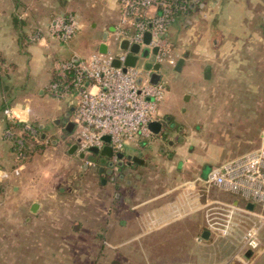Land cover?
<instances>
[{
  "label": "rangeland",
  "instance_id": "1",
  "mask_svg": "<svg viewBox=\"0 0 264 264\" xmlns=\"http://www.w3.org/2000/svg\"><path fill=\"white\" fill-rule=\"evenodd\" d=\"M51 27L52 24L49 29ZM253 38L254 41L245 43L246 49H243L241 55L230 54L233 65L226 72L227 80L218 81V76L215 75L213 82L205 85L200 83L194 98L188 104L184 94L172 107L176 118L186 120L183 123L189 126L188 131L185 129L188 133L185 132L184 135L187 136L186 144L193 142L190 153L203 157V164L190 160L184 167L185 171H182L177 167L169 170L163 161L157 162L151 169L142 167L139 179L135 175L128 176L132 181L131 187L121 185V189H115L109 181L107 186L102 187V175L98 171V162L101 161L96 160L95 164L88 167L76 155V162L70 161L73 156L69 157L68 151L71 149L73 136L66 130L64 116L68 109L64 108L63 113L55 116L57 101H62L63 98L53 95L49 89L43 91L42 95L35 93L32 97L29 93L26 94L27 91H16L8 106L12 112L5 113L9 120L23 125L20 128L5 126L0 137V169L7 172V175L0 173V231L7 234L14 232L18 236L17 255L8 257L6 261L11 264H172L183 260L184 263V256L180 259L178 255L185 251L182 248L187 241L185 227H167L170 231L167 230L162 237L155 235V230L140 240L124 241L127 235L141 231L143 227L129 225L124 228L120 222L112 225L106 218H109L108 215L111 218L115 215L116 218L125 214L130 217V213H125L127 206H136L148 196L153 198L161 193L163 195L157 199L156 204L167 205L165 215L176 217L181 213L175 201L178 192L187 186L190 190L200 186L187 177L192 169L209 164L212 170L223 161L260 146L264 129V30L253 35ZM67 59L69 58L63 60ZM57 65L52 73L58 68ZM181 73L190 78L195 76L190 66ZM181 73L173 69L165 86L166 92L167 88L172 94L181 91L175 78ZM4 95L0 98L2 107L10 94L4 92ZM64 100L67 101L66 98ZM50 110L54 113H49ZM53 117L58 118L52 119ZM188 118L191 119L187 121ZM41 121L48 125L37 131L34 126H39ZM30 127L36 132L33 139L38 145L29 149L27 154L22 150V142L25 131H30ZM43 133H47L45 138L41 136ZM140 139L149 141L152 136L145 135ZM8 148L12 151L9 161L5 160L7 155H11L7 154ZM71 170H76L73 175L69 173ZM68 178L72 179L71 183ZM121 183L125 184L124 181ZM13 185H20L21 191L13 193ZM64 187L75 191L72 190L73 194L61 195L60 190ZM5 188L6 194L1 192ZM130 190L140 194H133L128 199L125 193ZM41 191L50 194L43 195ZM25 193L29 195L27 198L38 197L48 203L49 211L46 209L32 213L22 205ZM116 193H119L117 198ZM152 198L146 199H151L146 203L150 210L147 208L145 212L151 222L144 227L151 230L160 222H155L157 216L153 213L155 202ZM108 205L115 211L107 212ZM43 211L47 213L42 214ZM202 212H195L194 219L198 220L197 214ZM142 213L143 211L135 208L133 215L140 216ZM28 216L34 219L42 217L46 222L41 226L34 225L32 231V227L20 222ZM15 222L16 229H11L10 223ZM123 228L126 231L123 232ZM35 238L37 242L34 241ZM31 253L34 254V259L29 256Z\"/></svg>",
  "mask_w": 264,
  "mask_h": 264
},
{
  "label": "crops",
  "instance_id": "2",
  "mask_svg": "<svg viewBox=\"0 0 264 264\" xmlns=\"http://www.w3.org/2000/svg\"><path fill=\"white\" fill-rule=\"evenodd\" d=\"M189 3L190 9L179 13L169 27L168 39L174 60L163 61L161 72L165 86L169 82L173 69L181 73L190 66L195 76L190 78L182 76V73L176 75V84L181 91L172 94L167 88L164 97L159 101L157 120L169 115L177 127L178 132L168 134L171 142L166 141L165 143L160 138L161 133L151 132V140L146 141L138 138L127 145L125 149L127 153L137 154L143 158V162L136 161L138 173L142 167L151 169L155 163L162 161L169 167V170L177 167L181 168L182 171H185L184 167L190 163V160L203 164V157L197 153H190L193 142L190 141L186 144L187 136L184 135L185 129L189 130V126L183 123L186 120L176 118L172 107L178 99L183 98L184 94H186V101H188L184 103L188 104L194 98V93L200 87V83L205 85L213 82L216 79L215 75L218 76V81L227 80L226 72L229 66L233 65L230 54L238 53L235 56L241 55L243 49H246L245 43L254 41L253 35L264 30V0H190ZM59 15H73L78 23V29L69 42H63L50 34V25ZM120 16L119 0H0V59L2 66L7 69L8 80L12 85L18 87L17 91H27L26 94L29 93L31 97L35 93L42 95L43 91L49 89L52 70L60 60L65 58L79 59L99 51L100 43L106 31H108V45L115 46L112 36L119 26ZM181 57L184 58V62L182 68L178 70L176 65ZM4 92L0 89V98L5 96ZM49 93L47 92V94ZM64 108L68 109L64 112L66 121L72 120L73 116L71 119L70 116L73 115L75 106L70 99L57 101L55 116L60 112L63 113ZM52 112L50 110L49 113ZM57 118L53 117L52 119ZM190 119L188 118L187 121ZM47 125L48 123L45 121L39 123L40 128H46ZM4 128L5 123L1 117L0 137H2L1 133ZM68 133L73 136V131H68ZM74 143L76 141L73 139L71 148ZM68 152L69 157L73 156L70 161L76 162L74 155L85 161L84 156L78 152V148L73 151L69 149ZM7 154H11L7 155V159H5L9 161L12 158V151L9 148ZM96 157L95 159H97ZM99 157L102 159L109 158L107 156ZM86 164L85 161L86 167L91 166ZM99 164L102 165V162ZM204 165L201 168L192 169L190 175L187 176L191 182L200 186L195 190H190L187 186L175 196L176 207L178 211H181L178 216L167 217L165 210L168 206L162 203L156 204L157 199L163 193H161L162 195H154L153 198L152 196L147 197L152 198L155 202L153 205V213L157 216L155 222L160 221L155 229L144 228L151 222L145 213L147 208L150 210L146 203L151 199L146 200L147 198L136 206L131 204V206H127V209L125 208V213L126 211L130 213V217L128 214L122 217L117 216L118 218H115V215L112 218L108 215L109 218L106 219H109V223L112 225L120 222L124 228L125 226L129 227V225L143 227L141 231L137 230V232L127 235L124 241L140 240L155 230V235L162 237L167 233V230L170 231V227H177V229L185 227L187 241L182 247L185 251L184 254L178 255L180 259L184 256V263L183 260H179L172 264H264V217L259 214V211L263 213L264 211L257 204H254L253 208H249L248 203L251 201L236 193L214 184H208L206 178L211 171V166L209 164ZM100 169L102 170V167ZM75 171L71 170L69 173L73 175ZM124 174L125 177L120 178V184L126 185V187L133 186L130 177H128L130 174ZM134 175L135 173H133ZM140 177L141 174L136 179ZM68 181L71 183L72 179L68 178ZM121 181H124L125 184ZM109 183L108 181L105 184L101 183V186H107ZM20 189V185H13V190H15L13 193H19ZM72 190L74 189L70 190L64 187L61 188L60 192L61 195L66 196L69 193L73 194ZM1 192L6 194L7 188ZM41 192L43 195L50 194L47 191ZM27 193L31 194V192ZM27 193L22 196L24 199L23 206L29 208L32 213L46 209L49 211L48 203L39 200L38 197L35 199L27 198L29 196ZM118 194L116 193V198ZM133 194L139 195L140 193L130 190L125 193V196L131 199ZM45 203L46 206H44ZM217 203H236L249 211H236L230 220L228 232L223 234L219 230L213 229L207 220L208 208ZM135 208L143 211V213L140 216H134ZM199 210L203 212L197 214L199 218L196 220L194 219L195 212ZM114 211L113 207L107 206V212ZM44 213L47 212L43 211L42 214ZM45 220L42 217L34 219L28 216L21 219L20 222L32 227L31 230L33 231L34 225L41 226ZM16 224L17 222L10 223L9 226L11 229H16ZM251 227L258 228L260 240L259 247L254 249L248 248L244 244L245 233ZM124 228L123 232L126 231ZM206 229L210 231L208 237L203 236V231ZM17 238L18 236L14 232L7 234L0 231V264H11L6 259L17 255ZM34 241L37 242V238ZM29 256L32 259L35 257L33 253Z\"/></svg>",
  "mask_w": 264,
  "mask_h": 264
},
{
  "label": "built area",
  "instance_id": "3",
  "mask_svg": "<svg viewBox=\"0 0 264 264\" xmlns=\"http://www.w3.org/2000/svg\"><path fill=\"white\" fill-rule=\"evenodd\" d=\"M189 1L119 0L120 23L112 36L115 46H109L106 53L96 51L79 59L62 60L57 65L62 76L70 72L72 76L65 83H50L49 90L74 103L73 139L78 143V152L85 154L87 164H95L91 158L92 146L102 149L106 144L111 145L112 158L118 160V151H124L129 143L151 134L149 124L158 117V104L166 89L163 80L155 84L149 77L156 61L174 60L168 39L169 27L180 12L187 10ZM77 29L73 15H59L50 32L66 42ZM148 31L151 41L146 43ZM123 38H128L130 45L141 44V50L147 46L152 50L157 46L155 60L152 51L147 57L139 52L136 64L124 68L131 51L130 47H120ZM114 59H119L121 65L114 66ZM140 76H143L141 83L138 82ZM10 112L12 109L8 107L6 113ZM29 129L36 133L33 127ZM105 135H110L109 142L105 141ZM0 173L7 172L0 169ZM206 182L236 193L264 211V129L260 146L218 164L210 171ZM238 210L249 211L236 203L212 204L208 208V223L226 234L230 220ZM259 214L264 217L262 211ZM244 244L251 249L259 247L257 227L247 230Z\"/></svg>",
  "mask_w": 264,
  "mask_h": 264
},
{
  "label": "water",
  "instance_id": "4",
  "mask_svg": "<svg viewBox=\"0 0 264 264\" xmlns=\"http://www.w3.org/2000/svg\"><path fill=\"white\" fill-rule=\"evenodd\" d=\"M107 39H108V31H106L103 35V40L101 41L100 46H99L100 52L106 53L109 50V45L107 43ZM150 41H151V33L148 31L145 34V42L149 43ZM119 45L122 49H126V48L130 47V51H131V53L128 55V57L125 60L124 68H126L128 65H135L136 64L139 52H141V55L147 57L150 55V52L152 51V53H153L152 59L153 60H155V54L158 52L157 46L152 48V50L148 46L141 50V44H139V43H133L130 45V41L128 38H123L120 41ZM183 62H184V58L181 57L177 62L176 69L180 70L182 68ZM112 64L114 66H120L121 61L119 59H114ZM161 66H162V63L160 61L155 62L154 66H153L154 70L152 71V73L150 74V77H149L150 82L157 84L162 80L163 74L161 72ZM142 80H143V76H140L138 78V82L141 83ZM87 84H89V83H87ZM74 127H75L74 121L70 120L67 122V130L68 131H73ZM149 128L154 133H161L163 131L162 121L157 120V119L151 121L149 124ZM41 136H42V138H45L47 136V133H43ZM104 139L106 142H109L110 141V135H105ZM79 140H80V138H78V141ZM77 148H78V143L76 142L72 145V148L70 150L71 151L77 150ZM90 149L94 153H101L103 156H107L109 158L113 157L114 151H113L112 146L109 144H106L102 149H99L96 146H92ZM81 155L85 156V154L83 152H81ZM116 156L119 159H123V158L127 157V158H131L133 160L143 162V158H141L139 155L133 154V153H127L125 150L124 151H118L116 153ZM253 206H254L253 202L248 203L249 208H253ZM209 234H210V231L208 229L203 231L204 237H208Z\"/></svg>",
  "mask_w": 264,
  "mask_h": 264
},
{
  "label": "flooded vegetation",
  "instance_id": "5",
  "mask_svg": "<svg viewBox=\"0 0 264 264\" xmlns=\"http://www.w3.org/2000/svg\"><path fill=\"white\" fill-rule=\"evenodd\" d=\"M68 116L70 114H67ZM160 120L162 121V125H163V131L160 134V138L163 140V142L166 141L168 143L171 142L170 138H168V134L170 132H176L177 127L174 125V123L171 121L172 119L169 117V115H165L164 117H161ZM67 122L66 121V129H67ZM179 128V126H178ZM178 132V131H177ZM167 143V144H168ZM98 161L102 162V165H99V173L101 176V182L103 184L107 183V181H109L113 187L115 189L120 187V178H124L125 174H130L133 175V173H135V176L140 175V173H138V169L136 166V161L137 160H133L131 158H123V159H118V160H114L113 158H104L102 159L101 157H96ZM104 160V161H103ZM96 162V161H95ZM139 162V161H137ZM100 163V162H98ZM100 167H102V170L100 169ZM128 180H126L127 182ZM129 182V181H128Z\"/></svg>",
  "mask_w": 264,
  "mask_h": 264
},
{
  "label": "trees",
  "instance_id": "6",
  "mask_svg": "<svg viewBox=\"0 0 264 264\" xmlns=\"http://www.w3.org/2000/svg\"><path fill=\"white\" fill-rule=\"evenodd\" d=\"M190 6H191L190 3H188L187 4V10L190 9ZM180 13H182V12H180ZM71 76H72V72L67 73L66 76H62L59 73V69L55 68L53 73H52V78H51L50 83H54V82L65 83L71 78ZM8 78L9 77H8L7 69H5L2 66V60L0 59V89L5 91V92H9V94H11V95H9L7 101H5L4 106L3 107L0 106V112L2 113L1 117H2V120L5 123L6 127L13 126L14 128H20L23 124L20 122H14V121L12 122L11 120L8 119V117L6 116V113H5L6 109L9 106V101L13 99L15 92L18 90V87L15 85H12L11 82L8 80ZM34 127L37 131L41 130L40 126H38V125H35ZM33 137H34V132H32V130L25 131V138H24V141L22 142L23 143L22 150L25 151L27 154L30 152L29 149H32V148L34 149L38 145V142L34 141ZM92 156H94V157H92ZM96 156L99 157V156H103V155L101 153L96 154L92 151L91 158L94 161H96V159H95Z\"/></svg>",
  "mask_w": 264,
  "mask_h": 264
}]
</instances>
